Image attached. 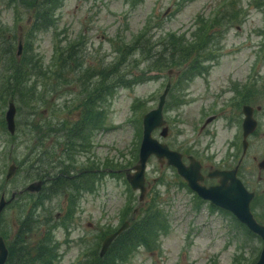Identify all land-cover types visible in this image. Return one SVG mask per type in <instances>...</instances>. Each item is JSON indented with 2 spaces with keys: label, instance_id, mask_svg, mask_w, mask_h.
<instances>
[{
  "label": "rangeland",
  "instance_id": "obj_1",
  "mask_svg": "<svg viewBox=\"0 0 264 264\" xmlns=\"http://www.w3.org/2000/svg\"><path fill=\"white\" fill-rule=\"evenodd\" d=\"M37 8L38 0H0V193L5 188L9 199L14 190L37 180L38 172L57 176L66 164L73 175L83 170L98 174L93 189H86L85 180L77 178L75 184L49 181L42 193L17 196L3 213L0 225V235L8 245L16 242L21 246L26 259L31 258L25 261L30 264H254L262 239L232 215L198 205L174 167L161 164L155 156L149 159L144 202L127 181L125 171H133L139 159L143 116L157 107L169 80L172 87L164 112L168 133L163 137L157 129L154 137L178 151L188 148L192 154H198L212 138L211 151L226 145L230 137L228 108L219 113L223 117L209 124L218 131L216 137L200 133L211 113L203 112L198 100L205 81L203 75L182 73L196 60L200 70L215 65L218 67L209 73L213 87L218 86L217 76L231 71L264 97V0H144L135 6L127 0H65L50 17L54 23L47 30L34 27ZM230 14L233 17L229 19ZM224 16L227 18L222 20ZM145 25L151 27L158 50L170 32L184 36L181 62L160 71L158 78L121 89L104 121L108 128L96 132L92 144L87 141L85 147L65 150L63 122L79 119L78 106L85 94L80 92L76 77L54 88L62 50L83 39L84 67L109 62L117 57V47L132 40ZM20 39L22 56L26 50L32 58L29 66L34 64L39 71L41 67L42 74L37 78L30 71L37 98L27 99L25 105L15 100L19 126L12 135L4 123L11 98L6 82L12 61L1 50L12 43L16 53ZM130 58L133 62L141 56L134 52ZM147 66L144 61L139 66L132 63L136 70ZM137 117H142L141 123ZM28 119L32 120L28 123ZM13 162L20 170L7 181ZM160 208L169 221L165 233L149 235L147 244L129 247L131 251L124 255L122 248L114 246L100 260L108 233L129 221V229L140 234L139 224L145 217L154 218ZM158 221L163 222L164 217ZM45 253L52 258L37 257Z\"/></svg>",
  "mask_w": 264,
  "mask_h": 264
},
{
  "label": "trees",
  "instance_id": "obj_2",
  "mask_svg": "<svg viewBox=\"0 0 264 264\" xmlns=\"http://www.w3.org/2000/svg\"><path fill=\"white\" fill-rule=\"evenodd\" d=\"M64 1L65 0H38L39 8L36 9V21H33L35 23L34 27L41 28V30L49 29L51 24L54 23V21L53 23L50 21V17L51 19L53 18L54 12L63 5ZM127 1L132 2L133 6H135L144 0ZM231 17H233V15L230 14L229 19ZM225 18L227 17L224 16L222 20ZM47 19L48 22L46 21ZM143 28L144 29L133 36L132 40L117 47V57L114 60L100 62L98 65L88 64L84 67L86 54H84L81 49L84 45L83 39H79L78 44L70 45L65 50H62V55L64 56L61 58V61H59V69L55 75L54 88L55 86H61V84L65 82L72 81L73 78L76 77V83L80 85V92L83 96L85 94L82 103L78 106L80 108L79 119L77 121L75 120L73 123L67 121L63 122V130L66 131L64 134L66 135L65 143H63V145L66 146L65 150H69L71 147H85L87 141L88 145L89 141L90 144H92V138L95 133L101 129L108 128L104 121L121 89H129L137 83L158 78L160 77V71H163L167 67L177 66L179 62H181L180 52L181 49H185L182 44L183 35L178 36L176 33L170 32L161 48L162 50H158L157 44L153 41V36L150 35L152 31L151 27L148 28V26L145 25ZM205 32L207 31L205 30ZM208 36V39L211 40V34ZM18 46L19 44L17 45L16 53L12 43L7 44L1 52L3 51L4 57L6 56L12 61L10 67L11 73L6 82L8 86L7 90L11 97L15 98L20 104L25 105L27 99L34 100V98H37L38 93L36 83L30 84L32 78L30 71L39 78L42 74V68L40 67V72L36 69L34 64L29 66L32 58L26 55V50L23 56L22 54L18 55ZM76 46L78 47L76 48ZM195 47L197 46L195 45ZM195 47L193 49L188 48L189 50H194ZM134 52L139 53L141 56L140 59L133 60L135 66H139L140 62L144 61L148 64L146 68L137 70L132 68L133 62L129 61V59H131L130 56ZM77 61L78 64H76ZM199 68L200 63L196 60L183 71L182 75H198L202 71ZM68 74H72V78L69 77ZM31 115L33 114H30V116ZM137 118L138 123H141L142 117ZM30 120L32 119H28V123ZM47 130L50 131L49 128H47ZM54 130H58V128L54 127ZM63 166H65V170L58 174V182L63 185H65V181L70 182V184H75L74 181L80 178V180H85L83 183L88 184L86 189H93V182L98 173L83 170L79 171L77 175H73L67 164ZM152 216H154V218H151L150 215V217H145L139 224L137 229L140 231V234H136L131 231V229L121 232L119 237L113 241L104 255H101L100 250L99 255L103 257H99L100 260H103L107 256L108 251L114 246L116 247L118 245L119 249L122 248L121 251L124 255L126 252L131 251L129 247L132 248L134 245L137 246L142 243L147 244L150 241L148 239L149 235L158 236L159 231L168 227L166 224H168L169 221L161 208ZM161 216L164 217L163 222L158 221ZM164 231L165 230H163V232ZM250 232L252 233V231ZM21 243L22 241H20V245ZM9 252V258L6 264H30L25 261L31 258L26 259L27 254L25 252L23 253L21 246L19 247L16 242L12 245L9 244ZM37 257H42L43 259L52 258L49 253ZM98 264L111 263L100 262Z\"/></svg>",
  "mask_w": 264,
  "mask_h": 264
},
{
  "label": "flooded vegetation",
  "instance_id": "obj_3",
  "mask_svg": "<svg viewBox=\"0 0 264 264\" xmlns=\"http://www.w3.org/2000/svg\"><path fill=\"white\" fill-rule=\"evenodd\" d=\"M213 67L218 66L205 67L198 74L199 76L203 75L206 87L203 93L199 95L198 100L204 106L203 112L211 111L201 125L200 133L204 132L216 137L218 131L214 132L213 129H210L209 124L223 117L219 113L227 107L229 115L226 127L230 137L221 149L210 150L214 139L212 138L210 144L199 148L198 154H192L188 148H184L180 152H182L186 166L191 163V156H194L200 162L202 178L199 183L207 188L221 185L229 187L236 182V179L239 180L248 191V194H252L250 199L251 212L260 223L264 224V97L259 96L258 88L249 89L250 87L246 86L244 77L235 76L234 72L231 71L217 76L218 86L213 87L209 75ZM4 123L9 131L7 123ZM11 166H13V174L10 178H7L11 168L9 167L6 174L7 181L13 179L20 170V165L15 162ZM37 174L39 175L37 180L32 182L30 180V183L23 189L14 190L9 199L6 196V189L4 188L1 191L0 204L3 200L5 201L0 214L1 221L3 213L17 196L26 195L27 193L29 195L42 193L49 185V181L52 183L58 182V175H52L50 172L46 175H40V172ZM181 178L185 187H188L195 196L198 205L205 204L209 211H219L234 216L232 212L200 197L188 186V181L183 177ZM34 190L37 192H33Z\"/></svg>",
  "mask_w": 264,
  "mask_h": 264
},
{
  "label": "water",
  "instance_id": "obj_4",
  "mask_svg": "<svg viewBox=\"0 0 264 264\" xmlns=\"http://www.w3.org/2000/svg\"><path fill=\"white\" fill-rule=\"evenodd\" d=\"M23 49L22 40H19L18 55H21ZM171 88V82L167 83V86L160 96L158 105L156 108L151 109L143 116V138L139 150V159L133 166V171L129 169L126 171V177L134 190H140V200L142 201L147 193L146 185V171L150 157L156 156L161 164L166 162L167 165H172L177 169V172L183 176L188 185L195 190L200 196L205 199L211 200V202L232 211L237 218L245 223L252 231L258 233L264 242V225L257 222L249 208V197L247 190L243 184L236 179V182L229 187L221 185L217 187L207 188L199 183L202 178L200 169V162L191 156V163L186 166L183 161L182 152L172 149L166 142L160 141L154 137L153 133L156 129L162 128L161 135L167 136L168 127L166 125L167 120L164 116V107L166 98ZM16 104L13 98L9 102V108L6 112V119L8 129L14 133L16 130ZM13 174V166H11L7 178H10ZM5 201L0 204V214L4 207ZM129 223L126 222L122 227L113 233L107 235L104 239L101 249V255L109 248L112 241L121 233ZM9 250L6 245L5 239L0 235V264H5L8 259ZM255 264H264V245L261 251L260 258Z\"/></svg>",
  "mask_w": 264,
  "mask_h": 264
}]
</instances>
